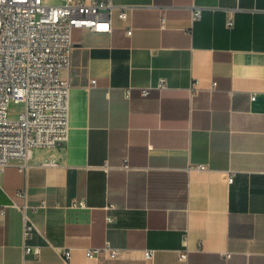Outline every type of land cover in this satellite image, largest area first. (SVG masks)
<instances>
[{"label":"crops","instance_id":"0c3cea01","mask_svg":"<svg viewBox=\"0 0 264 264\" xmlns=\"http://www.w3.org/2000/svg\"><path fill=\"white\" fill-rule=\"evenodd\" d=\"M112 1L73 32L67 142L0 168V264H264V0Z\"/></svg>","mask_w":264,"mask_h":264},{"label":"built area","instance_id":"2783aa9c","mask_svg":"<svg viewBox=\"0 0 264 264\" xmlns=\"http://www.w3.org/2000/svg\"><path fill=\"white\" fill-rule=\"evenodd\" d=\"M118 8L119 16L127 18L123 5L112 0H63L50 5L43 0H0V168L3 169L14 159H21L24 165L34 148L57 147L65 144L70 133V94L71 81L64 78L62 70L69 69L72 63L73 32L78 28H90L96 32H110L113 28L107 14ZM203 7L192 5L193 22L202 17ZM165 24V15L161 16ZM235 24L233 16L227 19V26ZM132 29H127L131 35ZM91 83L96 84V79ZM196 83L190 87L191 95L197 92ZM213 82V85H216ZM167 87L165 78L155 85L143 87L142 94L148 95L152 88ZM127 93H130L127 90ZM252 99L256 98L253 94ZM24 104L23 111L12 116L9 105ZM54 161H52L53 163ZM124 168H129L124 163ZM198 168H204L198 164ZM231 172L228 181L232 182ZM25 195V192H19ZM85 205L84 199H75L71 207ZM45 206V203L43 204ZM114 204L107 208H113ZM3 212V210H1ZM114 217L107 216L112 222ZM33 225L27 224L25 236ZM41 247L25 244V254L39 255ZM88 257L107 255L117 258L119 249L110 241L101 246L88 247ZM188 250H181L180 258H187ZM154 249L145 251V257L152 259ZM65 261L71 258V251H64Z\"/></svg>","mask_w":264,"mask_h":264},{"label":"rangeland","instance_id":"374dc122","mask_svg":"<svg viewBox=\"0 0 264 264\" xmlns=\"http://www.w3.org/2000/svg\"><path fill=\"white\" fill-rule=\"evenodd\" d=\"M23 109H24V104H22V103H14V102H12L9 105V111H10L12 116H14L17 113L23 111Z\"/></svg>","mask_w":264,"mask_h":264}]
</instances>
